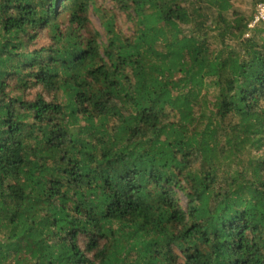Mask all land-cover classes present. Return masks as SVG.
Here are the masks:
<instances>
[{"label": "trees", "instance_id": "1", "mask_svg": "<svg viewBox=\"0 0 264 264\" xmlns=\"http://www.w3.org/2000/svg\"><path fill=\"white\" fill-rule=\"evenodd\" d=\"M108 1L0 0V264H264V23Z\"/></svg>", "mask_w": 264, "mask_h": 264}, {"label": "rangeland", "instance_id": "2", "mask_svg": "<svg viewBox=\"0 0 264 264\" xmlns=\"http://www.w3.org/2000/svg\"><path fill=\"white\" fill-rule=\"evenodd\" d=\"M97 2L103 4V6L110 4L108 0H104V1L97 0ZM233 8H235L236 13L238 12L239 14L248 16L253 10V8H255V5L253 3V0H233ZM89 15H90L89 18H90L92 27L100 32L101 40H103L105 34L101 26L100 16H98V14L96 13H93L92 11L89 12ZM117 22H118L119 29H121L122 32L128 34V22L125 20V18L122 16L119 18V20H117ZM211 32L213 33V31ZM43 42H44L43 39H41L40 41H38V45H41ZM180 199H181L182 205H185V199L183 195L181 194H180Z\"/></svg>", "mask_w": 264, "mask_h": 264}, {"label": "built area", "instance_id": "3", "mask_svg": "<svg viewBox=\"0 0 264 264\" xmlns=\"http://www.w3.org/2000/svg\"><path fill=\"white\" fill-rule=\"evenodd\" d=\"M264 23V2H258L255 4L252 19L249 21L247 26L253 28L258 23Z\"/></svg>", "mask_w": 264, "mask_h": 264}]
</instances>
